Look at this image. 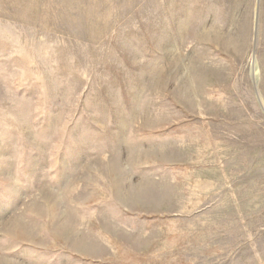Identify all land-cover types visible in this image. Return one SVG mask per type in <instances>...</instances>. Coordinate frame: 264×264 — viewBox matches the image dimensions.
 <instances>
[{
    "label": "rangeland",
    "instance_id": "1",
    "mask_svg": "<svg viewBox=\"0 0 264 264\" xmlns=\"http://www.w3.org/2000/svg\"><path fill=\"white\" fill-rule=\"evenodd\" d=\"M0 264H264V0H0Z\"/></svg>",
    "mask_w": 264,
    "mask_h": 264
}]
</instances>
